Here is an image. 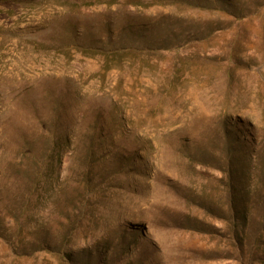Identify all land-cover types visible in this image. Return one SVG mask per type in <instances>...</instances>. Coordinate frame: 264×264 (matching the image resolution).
<instances>
[{"label":"rangeland","instance_id":"rangeland-1","mask_svg":"<svg viewBox=\"0 0 264 264\" xmlns=\"http://www.w3.org/2000/svg\"><path fill=\"white\" fill-rule=\"evenodd\" d=\"M0 264H264V0H0Z\"/></svg>","mask_w":264,"mask_h":264},{"label":"bare ground","instance_id":"bare-ground-1","mask_svg":"<svg viewBox=\"0 0 264 264\" xmlns=\"http://www.w3.org/2000/svg\"><path fill=\"white\" fill-rule=\"evenodd\" d=\"M14 95V94H13Z\"/></svg>","mask_w":264,"mask_h":264}]
</instances>
